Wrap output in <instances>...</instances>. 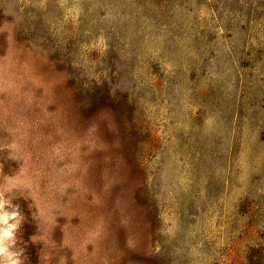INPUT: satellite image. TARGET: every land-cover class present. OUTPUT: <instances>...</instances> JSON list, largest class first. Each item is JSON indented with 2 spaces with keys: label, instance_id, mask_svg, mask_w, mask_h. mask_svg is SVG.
Returning a JSON list of instances; mask_svg holds the SVG:
<instances>
[{
  "label": "rangeland",
  "instance_id": "rangeland-1",
  "mask_svg": "<svg viewBox=\"0 0 264 264\" xmlns=\"http://www.w3.org/2000/svg\"><path fill=\"white\" fill-rule=\"evenodd\" d=\"M21 261L264 264V0H0Z\"/></svg>",
  "mask_w": 264,
  "mask_h": 264
},
{
  "label": "bare ground",
  "instance_id": "bare-ground-1",
  "mask_svg": "<svg viewBox=\"0 0 264 264\" xmlns=\"http://www.w3.org/2000/svg\"><path fill=\"white\" fill-rule=\"evenodd\" d=\"M13 249H14V250H18V245L15 244V245L13 246ZM25 250H27V249H25ZM24 254H25V251H23L22 253H20V257H21V258H24ZM19 264H26V263L23 262V261H21Z\"/></svg>",
  "mask_w": 264,
  "mask_h": 264
},
{
  "label": "clouds",
  "instance_id": "clouds-1",
  "mask_svg": "<svg viewBox=\"0 0 264 264\" xmlns=\"http://www.w3.org/2000/svg\"><path fill=\"white\" fill-rule=\"evenodd\" d=\"M10 235H11L10 232H7V231L3 233L4 237H10Z\"/></svg>",
  "mask_w": 264,
  "mask_h": 264
}]
</instances>
